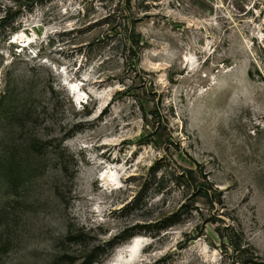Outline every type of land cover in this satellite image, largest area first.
<instances>
[{
    "label": "rangeland",
    "instance_id": "obj_1",
    "mask_svg": "<svg viewBox=\"0 0 264 264\" xmlns=\"http://www.w3.org/2000/svg\"><path fill=\"white\" fill-rule=\"evenodd\" d=\"M238 238L264 264V0H0V264H240Z\"/></svg>",
    "mask_w": 264,
    "mask_h": 264
},
{
    "label": "trees",
    "instance_id": "obj_2",
    "mask_svg": "<svg viewBox=\"0 0 264 264\" xmlns=\"http://www.w3.org/2000/svg\"><path fill=\"white\" fill-rule=\"evenodd\" d=\"M8 17V12H6L5 16L1 19L2 22H5ZM131 41L136 45L138 44V40H134V38H131ZM177 180L184 181L183 183L177 182L178 186L184 187L186 185L185 187L192 188L193 192L195 191L197 195H200L201 197L204 196L206 198H210L211 205H222L221 194L218 193L216 190H213L212 184L207 181L206 177H203L202 180V172L199 173L197 172V170L183 169L182 174L177 177ZM211 193L212 196H210ZM213 196L215 198L214 203L212 200ZM179 215L180 214H174L171 215L169 218H166V220L163 221V226L161 228L165 229L167 227H172L176 223L177 219H179ZM231 231H234L233 227L231 228ZM239 239L240 238H238V240L233 244L234 251L237 253L236 261L240 264H254L255 258L258 256H255V254L246 256L245 253L247 252V250L242 245V239ZM93 263L94 260H90V264Z\"/></svg>",
    "mask_w": 264,
    "mask_h": 264
}]
</instances>
